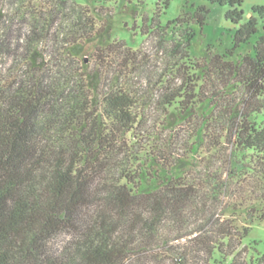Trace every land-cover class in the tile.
<instances>
[{"label":"trees","instance_id":"16d2710c","mask_svg":"<svg viewBox=\"0 0 264 264\" xmlns=\"http://www.w3.org/2000/svg\"><path fill=\"white\" fill-rule=\"evenodd\" d=\"M201 1L228 7L232 49L186 51L143 95L137 53L92 33L86 10L0 0V33L8 17L28 25L16 48L0 42L20 62L0 80V264H237L264 221V5L243 21L242 0ZM207 15L194 13L201 26Z\"/></svg>","mask_w":264,"mask_h":264},{"label":"rangeland","instance_id":"374dc122","mask_svg":"<svg viewBox=\"0 0 264 264\" xmlns=\"http://www.w3.org/2000/svg\"><path fill=\"white\" fill-rule=\"evenodd\" d=\"M62 1L68 3L63 15H69L70 7H81L87 11L85 15L94 23L95 29L92 33L103 30V34L109 35L112 42H123L131 51L137 53L136 71L131 75V83L139 94L151 93L158 78L179 64L181 56L186 51L193 62H201L209 51L214 54H225L233 47L236 26L225 20L228 11L226 6L201 0H173L167 7L162 4V0ZM242 1L243 21L251 16L254 7L264 5V0ZM201 6L208 10L207 19L202 26L194 17L196 9ZM1 8L8 14L11 2L2 3ZM61 22L63 18L59 15L58 22L53 25L48 35L49 41L44 44L43 49L50 55L54 53L55 48L60 47V42L57 44L55 42L58 39L57 31ZM5 25L7 28L0 33V42L10 43L14 49L18 44L16 37L26 30L28 25L19 19L11 21L10 17L6 19ZM263 28L264 22L258 20V29ZM190 32L193 37L189 48L186 49L187 34ZM255 38L256 36L252 37L248 44L237 49L232 59L240 54L252 53ZM123 52V50L120 52L121 55ZM113 58L112 55L109 61H113ZM86 60H90V67L95 66V61L88 58ZM19 65L20 62L16 61L13 55L2 54L1 83L13 79L19 72ZM109 78L111 79L112 75ZM241 211L232 215L237 225L245 223V212ZM239 251L241 255L237 264H264V221L252 223L249 235L241 243ZM232 260L233 257L224 261L217 258L214 264H231Z\"/></svg>","mask_w":264,"mask_h":264}]
</instances>
